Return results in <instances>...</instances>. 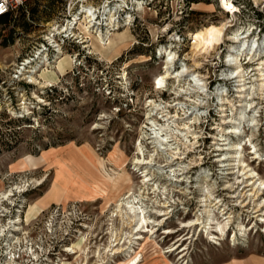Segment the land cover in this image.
I'll return each mask as SVG.
<instances>
[{
	"label": "rangeland",
	"instance_id": "374dc122",
	"mask_svg": "<svg viewBox=\"0 0 264 264\" xmlns=\"http://www.w3.org/2000/svg\"><path fill=\"white\" fill-rule=\"evenodd\" d=\"M65 1L26 0L0 19V231L12 230L0 236V264H126L133 251L138 264H264V222L256 216L264 208L255 213L264 206V185H259L264 182V81L260 86L259 78L264 77L255 69L259 61L247 63L240 56L244 82L252 85L246 100L254 99L246 107L227 63L229 54L237 53L230 38L236 30L240 39L247 36L248 43L264 47V0H242L233 14L218 0H85L99 8L109 1L106 8L114 11L123 42L112 52L98 49L95 32L81 43L86 20L78 3L67 12ZM136 2L143 12L136 10ZM124 3L130 10L118 11ZM74 14L81 29L74 25L75 35L65 42L61 32L55 34L62 53L46 45L48 67L37 64L35 55L45 37L58 26H72ZM221 22L227 25L221 44L192 49L193 32ZM168 51L174 54L171 71L186 67L202 79L204 89L185 73L178 80L156 82ZM25 58L34 59L30 70H36L43 87L31 83L28 73L20 74ZM220 95L226 101L223 109ZM240 103L246 111L238 125ZM163 110L176 115L180 127L187 124L197 132L189 142L178 136L185 142H178V149L176 141L170 142L172 151L182 153L175 154L180 159L152 142L147 116L172 124L161 118ZM232 126H239L240 133H228ZM234 142L243 143L242 159L259 178L255 196L237 172L238 158L227 151ZM139 143L144 157L153 158L146 185L143 167L134 165ZM170 164H179L174 166L178 182L165 176ZM93 179L107 189L93 188ZM203 186L211 193V209L221 227L228 222L222 235L213 227L218 239L200 226L184 227L204 215ZM124 200L142 203L152 218L151 232L141 233L144 239H135L137 226L116 216ZM165 229L171 232L163 233ZM116 243L119 253H113ZM172 247L178 248L169 252Z\"/></svg>",
	"mask_w": 264,
	"mask_h": 264
},
{
	"label": "bare ground",
	"instance_id": "6f19581e",
	"mask_svg": "<svg viewBox=\"0 0 264 264\" xmlns=\"http://www.w3.org/2000/svg\"><path fill=\"white\" fill-rule=\"evenodd\" d=\"M256 4L260 2V0H253ZM220 7L225 10L226 12H236L238 11V7L236 5H233L231 0H218ZM136 10L143 12L144 7L142 6V4L140 2H136ZM108 5L105 4L103 5L101 8L99 7H95L93 5H82V11H81V15H84V18L86 20L87 26L85 27V33L86 36L81 38V43H86L89 42L91 40V32H95L94 36L92 37L94 40V43L96 44V46L98 47L99 50H104L106 48H110L111 52L118 47L122 42L121 36L122 32H119L118 30L120 29V25L118 24V21L115 20L114 18V11L112 10V8H106ZM237 8V9H236ZM100 9H102L100 11ZM123 10V9H120ZM119 11V10H118ZM101 12L102 14L105 15V17H103V19H99V15L98 13ZM98 19V21H97ZM80 20V18H79ZM130 20V16L127 15L126 17V21L124 23L123 26L126 27V25L129 23ZM82 23L78 21V28L81 29ZM122 26V25H121ZM59 27V26H58ZM56 28V32L52 33L51 36H47L45 37V39L48 41V43L52 44V46H56V50L58 52V54H61V48L59 46V44L55 43L56 40H54V35L60 33L62 30H60L59 28ZM226 28L227 25L225 22H221L219 24L216 25H210L201 29L196 30L195 32H193L192 34V43H191V47L194 50L200 51V50H207L208 48H211L213 46L219 45L223 42L225 37V32H226ZM67 30V27H66ZM113 30H117L118 32H112ZM126 30V29H125ZM239 31V30H238ZM111 35H114L113 37H111ZM242 37L241 39L237 36V30L234 31L232 33V35L230 36V38L233 40V43H242V45H239L238 48L235 47L232 43L231 45V49L236 53V54H229V58L227 59V63L229 66L233 67V72L231 75L237 78V81L239 82L237 84V90L236 92L237 97L240 98L241 100H239V102H244L247 106L246 107H251L250 104L252 103V100H254L253 98H251V100H246V98L250 95V90L252 89V85L250 86H246V83L244 82L245 80V69H244V64L241 63V57L243 56L244 59L247 60L248 62H252L253 60H257L259 62H257V67L255 69L259 70L261 73H259V75H262V77H264V59H262L261 54L264 51V47L260 48V46H255V43H248L247 41H245L244 39L246 38ZM84 38H88L89 41H87ZM229 38V39H230ZM228 39V38H227ZM244 40V42H243ZM254 40V39H253ZM47 43V44H48ZM92 44V42L90 44H85L83 45V47H90ZM43 49L42 50H38L37 54L35 55L36 57V63L38 64V62L42 61L47 67V59L43 60V56L47 55L46 52V43L45 45H42ZM95 49V48H94ZM98 49H95L97 51H99ZM166 52V50H164ZM232 51V53H233ZM112 55V54H111ZM115 55V54H114ZM166 59L164 60L165 66H164V71L162 72L161 75H159V77H157L156 82L158 84H163L165 82L166 79L168 78H174L177 79L182 77L183 73H185V76L190 77L191 79H189L190 82L194 83V86L197 87L198 89H204V83L202 82V79L195 73H189L187 71L186 67H183L181 70L178 69H172L171 71V65L172 62L174 61V54L171 51H168L166 54ZM47 57V56H46ZM34 59L31 58H25V61L23 63V67H21L20 69V74L25 75L26 73H28V75L26 77L29 78V81L35 85H38L40 87H43V83L40 81V79H38L35 75L36 70H30L32 67H34V65H31L30 63L33 61ZM55 61V60H54ZM50 63V62H49ZM43 64V65H44ZM27 67H29V69H27ZM37 67V66H35ZM46 67V71L47 70ZM51 68H54L55 66L50 65ZM259 80H261V83L259 84L260 86L262 85V82L264 81V78H259ZM47 85H51V83H47ZM252 91V90H251ZM251 96V95H250ZM34 97L38 98V101H41V99L34 95ZM220 108L223 109L226 105V101L225 98L220 95ZM243 104H238L237 107L240 108L238 114H239V118H237L238 121V125H240L241 122V118L245 117V111L246 108H243ZM252 108H250L251 110ZM249 110V111H250ZM163 111H161V118L164 117L165 121H170L172 124H159L156 120V118H152V116H150L148 114L147 118L149 119V123L150 124V128H152V142L155 143V145H159L160 149L162 151H167L173 155L175 154H182L179 153L178 150H176V152L172 151L171 149V141H176L177 142V146L175 147V149H178V142L179 144H183L185 145V142L182 141V139L178 136H182L183 140H185L186 142L191 141L192 139H196L198 136L196 135L197 132H194L191 129V126L184 124L182 127L179 126V124L177 123V116L176 115H169V113H163ZM223 123H227V122H223ZM182 124V123H181ZM228 133L230 134H239L240 133V129L239 126H232L231 129L228 131ZM226 144V143H225ZM228 144V143H227ZM229 148L227 149L228 152L233 153V155H231V157H235L238 158L237 159V165H238V170L237 172H241V174L244 175V178L247 179L249 181V184H246V186H252V188L250 189L251 193H249V195L255 196L257 194H259V187H254L255 183L258 179H254L255 176L253 175V170L252 168H249L248 164H245L244 160L242 159V154L244 151V146L242 142H238V143H230L228 144ZM140 151L138 152V156L134 159V165L136 167L138 166H142L143 167V179L141 180L143 185L148 184L149 182H151V177H150V173H149V167L150 165H152V160L153 158H146L143 155V151L141 150L140 147V143L137 147ZM174 158V157H173ZM182 158L181 156H176L174 159H180ZM224 159H222L221 161H223ZM174 166H179V164H170L169 170L171 173H166L165 176H167V178L172 179L173 181L178 182L179 179L176 178V168ZM141 167V168H142ZM249 168V169H247ZM247 169V170H246ZM180 171V170H179ZM86 174H88V176H91L86 170H85ZM185 171H182L181 174H183ZM248 172L250 173L248 175ZM233 172H229L228 174H232ZM170 175H172V177H169ZM178 175V174H177ZM207 177V176H206ZM239 177V176H238ZM92 178V176H91ZM210 179V178H208ZM94 180V179H93ZM96 180V179H95ZM94 180V184L95 186H93V188H98L101 189V192L105 191L107 189V186L103 183H101L100 181ZM205 180V179H204ZM207 181V180H206ZM245 181H242V183ZM259 185H264V182L262 180H259ZM199 186V185H198ZM202 187V186H201ZM203 191V197L202 200H200L201 207L204 208V215L201 217H196L194 220L190 221L188 223L187 226L184 227H192V226H200V230H204V232H206L207 234L211 235L212 238L218 239L220 236L219 234L213 230V227H217L219 228V232L220 235L223 234L224 232V226L228 225V222H226L224 224V226L221 227V222H219L216 218V216L213 214V211L211 209L212 205V200H211V193L210 191L203 186V188L201 189ZM132 195V191L131 189L127 191L126 193V199L130 198ZM7 196V195H6ZM5 196V197H6ZM8 199V198H7ZM123 200V199H122ZM161 207H168L166 204L162 205ZM244 207V205H243ZM264 206H262L260 209H256L255 213H257L258 211H260L261 209H263ZM159 211H162V209H159ZM227 212H225L222 215H225ZM119 215L121 217H125L128 219V221L130 222V224L133 223V226H137L138 231H136L134 234H136L137 236L134 237L135 239H144L145 237H143L141 235L142 231H149L151 232V229H148L149 225L152 223V218L150 217L147 209L145 208V206L141 203V204H135L132 201H121L118 205H117V213L116 216ZM160 216L163 215H167V212H161L159 214ZM256 216L260 217L259 221L264 222V214H257ZM231 216L227 215L225 218H227L229 220ZM19 222V221H18ZM154 222V221H153ZM16 224V222H14V225ZM13 225V226H14ZM157 224H155L156 226ZM154 227V226H153ZM216 228V229H217ZM15 229L18 230V228L16 227ZM4 231H12L10 229V227H6V228H2L1 229V233L0 236H4L5 233ZM171 231L168 229H165L163 233H170ZM116 240V239H115ZM177 243V241L173 244L175 245ZM118 245V243L115 244L114 247H116ZM181 246V245H180ZM179 246V247H180ZM178 248V247H177ZM175 247H172V249L169 250L173 251L175 249H177ZM185 250V248H182V250H180V253L183 252ZM121 247H116L113 251V253H119L121 252ZM132 251V250H131ZM72 253H76V251H72ZM133 254L129 256L128 261L126 262V264H138L140 262L139 260V255L138 252L133 251Z\"/></svg>",
	"mask_w": 264,
	"mask_h": 264
},
{
	"label": "built area",
	"instance_id": "2783aa9c",
	"mask_svg": "<svg viewBox=\"0 0 264 264\" xmlns=\"http://www.w3.org/2000/svg\"><path fill=\"white\" fill-rule=\"evenodd\" d=\"M25 1L26 0H0V17L3 16V15H6L8 13H11L14 9H16L19 6L23 5ZM116 1H119V0H116ZM150 1H152V0H150ZM241 1L242 0H231L232 4L233 5H236L237 7L239 5H242V2ZM249 1L255 3L253 0H249ZM141 2H144V0H141ZM77 3L79 5V7H81V9L78 8L77 11L80 10L79 13L81 14L82 5H86L85 4V0H66L65 1V8H66L67 12H71L73 10L74 6ZM146 3H147V1H146ZM105 4L108 5L109 4V1H105L104 5ZM121 8L123 10H119V11L130 10V7L126 3H124V5H122ZM227 13H231V12L228 11ZM231 14H233V13H231ZM79 18L80 17L77 16V15H75V14L70 17V20L69 21L71 22L72 26L67 27V30H66V27H64V29H62V31H61V41L62 42H65L69 37L75 35L74 29L76 30V27H74V25H76L78 23ZM97 21H98V19H97ZM53 37H54V40H55V36H53ZM79 37H81V35ZM45 42H46V45L47 46L53 47L52 44L48 43L46 39H45ZM55 43H56V41H55ZM46 49H47V47H46ZM24 61H25V59L21 62L19 68L23 67Z\"/></svg>",
	"mask_w": 264,
	"mask_h": 264
},
{
	"label": "trees",
	"instance_id": "16d2710c",
	"mask_svg": "<svg viewBox=\"0 0 264 264\" xmlns=\"http://www.w3.org/2000/svg\"><path fill=\"white\" fill-rule=\"evenodd\" d=\"M187 2H194V0H187ZM23 5H24V4H23ZM23 5L19 6L18 9L21 8V7H23ZM9 14H10V13L1 16L0 19H4V18H6V16H8Z\"/></svg>",
	"mask_w": 264,
	"mask_h": 264
}]
</instances>
